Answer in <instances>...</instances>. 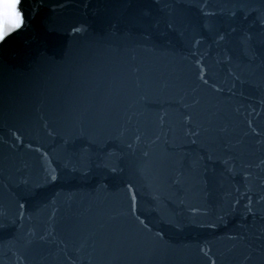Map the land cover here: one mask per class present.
I'll return each instance as SVG.
<instances>
[{
  "label": "water",
  "instance_id": "95a60500",
  "mask_svg": "<svg viewBox=\"0 0 264 264\" xmlns=\"http://www.w3.org/2000/svg\"><path fill=\"white\" fill-rule=\"evenodd\" d=\"M56 2L22 0L23 34L0 48V264H17L28 230L53 227L58 246L36 239L26 264H99L92 221L130 209L161 234L159 264H261L264 145L244 133L264 131V42L249 52L240 37L264 29V0H168L179 31L156 0H58L65 7L52 12ZM109 59L139 67L129 79L141 87L101 135L56 86L69 65ZM224 115L229 132L214 143L208 120Z\"/></svg>",
  "mask_w": 264,
  "mask_h": 264
},
{
  "label": "snow or ice",
  "instance_id": "6c2138e0",
  "mask_svg": "<svg viewBox=\"0 0 264 264\" xmlns=\"http://www.w3.org/2000/svg\"><path fill=\"white\" fill-rule=\"evenodd\" d=\"M156 5L164 17L163 22L166 28L179 31L183 27V20L170 10L171 6L168 0H156ZM40 7H50V5L47 0H40ZM63 7L65 5L57 0L55 6H51V11L55 12ZM235 14L233 12V15ZM204 15L214 16L216 13L205 12ZM261 19L264 20V17ZM26 23L27 16L22 9V0H0V48L21 36ZM73 31L80 32L81 29L74 27ZM215 36L218 44H223L227 39V33L220 31H216ZM254 40L264 42V29L255 36L243 32L240 37V45L251 52ZM195 43L198 45L200 41L195 40ZM22 55L40 57L42 53L38 49H25ZM74 70L75 74H73ZM140 71L139 67L131 66L121 59L104 60L103 63L69 65L66 73L60 78L56 86L60 91L59 99L62 104L68 106L84 121H87L98 134L102 135L115 122V118L130 106L132 92L134 89L141 87V81L137 77L133 85L129 79V73H139ZM199 72L201 80L204 84H207L208 81L204 79L203 68ZM216 91L218 92L219 89H216ZM192 103L199 105L201 99L193 97ZM211 115L217 116L216 113H211ZM226 119H228L227 115L218 116L215 120H208L210 127L217 133L213 138L214 143L217 140L222 144L225 143L224 136L219 134L227 135L229 132L228 127L220 123L221 120ZM192 134L199 135V132H193ZM244 135L259 138V142L264 145V131H257L251 124H249V131ZM16 139L19 140L20 137L16 136ZM136 139L139 141L140 137L137 136ZM128 147L131 148L132 145L129 144ZM261 166H264V159H261L257 165V167ZM113 171H116V169L113 168ZM55 179L56 176H52V180ZM174 183L176 185L184 183L182 174L174 178ZM128 187L129 190L133 188L131 184ZM135 199L133 193V203ZM252 204L253 202L249 198L247 205L249 213L253 212ZM23 207V204L19 205V208ZM193 211L198 212L199 210L193 209ZM0 215H3V213L0 212ZM20 215L22 217L23 214L20 213ZM121 215L125 217L124 220H117L116 217H109L107 220L101 218L93 220L90 225L87 242L90 244L99 264H128V262H132V264H159L166 249L161 234L152 233L151 229L139 216L133 218L131 209L128 213H121ZM27 236L29 237L27 245L17 257V264H26L30 250L29 246L36 239L58 246L54 227L41 232L30 229ZM203 254L207 256L208 252ZM251 259V255H245L242 264H246ZM212 264H215V262L213 261ZM261 264H264V260L261 261Z\"/></svg>",
  "mask_w": 264,
  "mask_h": 264
}]
</instances>
